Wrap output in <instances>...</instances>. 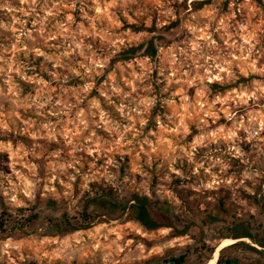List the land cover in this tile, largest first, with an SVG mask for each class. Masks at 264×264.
<instances>
[{
    "label": "rangeland",
    "instance_id": "obj_1",
    "mask_svg": "<svg viewBox=\"0 0 264 264\" xmlns=\"http://www.w3.org/2000/svg\"><path fill=\"white\" fill-rule=\"evenodd\" d=\"M154 36V58L113 62ZM100 190L166 202L171 227L95 204L84 223ZM0 224V264L260 249L232 238L264 237V0H0Z\"/></svg>",
    "mask_w": 264,
    "mask_h": 264
},
{
    "label": "trees",
    "instance_id": "obj_2",
    "mask_svg": "<svg viewBox=\"0 0 264 264\" xmlns=\"http://www.w3.org/2000/svg\"><path fill=\"white\" fill-rule=\"evenodd\" d=\"M197 8V7H196ZM132 29L134 32H149V33H155L157 30L155 28H136L132 26ZM164 30H168L167 27L164 28ZM169 43V40L166 38H162L160 36H154L150 38L146 43L141 44L136 47H130L127 50L122 51L121 53L117 54L113 58V62L117 61H125L130 60L137 55L141 54L142 56H145L147 58H154L156 56L157 48L159 46H164ZM118 59V60H115ZM39 203H44L46 206L52 207L54 209H60L57 202L52 200H46L42 199L39 196L37 197ZM86 210L82 214L84 223H91L90 218L88 217V211L89 208L92 205H98L102 210H107L108 208H111L115 205L116 208H119L121 211L122 217H124V220L126 222L133 221L138 223L140 226H142L146 231H153L159 228H169L171 227L168 220L170 215L169 206L166 204V202L160 203L157 200L151 199V197L148 196H139L138 194H133L128 199H125L123 203L115 202V199L110 195L108 192H104L101 190L97 191L94 196L87 195V201H85ZM63 221L70 226L68 222V215L67 213L62 214ZM2 225V224H0ZM80 229H85L80 228ZM74 231H78V228ZM249 239L256 243L258 248L256 249L254 247L249 246L245 242L239 241L235 242L234 244L223 248L216 256H215V264H240L239 260L237 258L231 257L229 255H226V252L229 249H236V248H245L246 250L253 251L257 256L258 259L254 260L251 264H263L261 260H264V237L263 238H256L250 233H243L238 236H233V240L238 239ZM217 252V249L210 248L209 249V256H207L203 260V264H207V262L210 260V257L212 258L215 253ZM184 256L179 257H171L167 260L162 261L163 264H184Z\"/></svg>",
    "mask_w": 264,
    "mask_h": 264
},
{
    "label": "bare ground",
    "instance_id": "obj_3",
    "mask_svg": "<svg viewBox=\"0 0 264 264\" xmlns=\"http://www.w3.org/2000/svg\"><path fill=\"white\" fill-rule=\"evenodd\" d=\"M218 252H219V250L215 253V255H217ZM215 255H214V256H215Z\"/></svg>",
    "mask_w": 264,
    "mask_h": 264
},
{
    "label": "water",
    "instance_id": "obj_4",
    "mask_svg": "<svg viewBox=\"0 0 264 264\" xmlns=\"http://www.w3.org/2000/svg\"><path fill=\"white\" fill-rule=\"evenodd\" d=\"M220 250H221V249H220ZM220 250H219V251H220ZM210 260H211V259H210Z\"/></svg>",
    "mask_w": 264,
    "mask_h": 264
}]
</instances>
